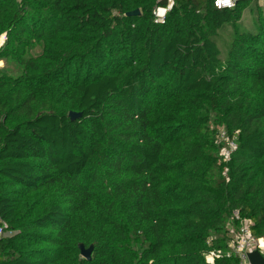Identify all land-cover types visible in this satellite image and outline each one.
Wrapping results in <instances>:
<instances>
[{
  "label": "trees",
  "instance_id": "16d2710c",
  "mask_svg": "<svg viewBox=\"0 0 264 264\" xmlns=\"http://www.w3.org/2000/svg\"><path fill=\"white\" fill-rule=\"evenodd\" d=\"M259 1L0 0V264H238L235 211L264 238Z\"/></svg>",
  "mask_w": 264,
  "mask_h": 264
},
{
  "label": "built area",
  "instance_id": "2783aa9c",
  "mask_svg": "<svg viewBox=\"0 0 264 264\" xmlns=\"http://www.w3.org/2000/svg\"><path fill=\"white\" fill-rule=\"evenodd\" d=\"M235 3L236 0H233L232 6H224L221 9L232 8L235 5ZM168 4H169V0H168ZM214 4L216 6V0H214ZM167 7L168 5L166 7H157L156 9L167 8ZM164 18L165 16L163 18H158L156 16V19L159 21L164 20ZM222 140H224V142L228 144V147L224 150L225 159L227 160L231 154V151H233L237 147L236 137L230 139L227 136L226 132L221 129L218 134V141H222ZM232 219L235 221V223L234 224L232 223L228 226L231 237L228 256H236L238 258V264H251V261L249 259V254L251 252L259 251L262 255H264V252L261 251L259 246L260 240L262 238H257L254 235L252 230L253 221L251 219L242 218L239 215L238 211L234 212ZM10 234H12V232H10L8 223L0 215V239L3 236ZM219 255L220 253L211 252L209 257L214 258Z\"/></svg>",
  "mask_w": 264,
  "mask_h": 264
},
{
  "label": "rangeland",
  "instance_id": "374dc122",
  "mask_svg": "<svg viewBox=\"0 0 264 264\" xmlns=\"http://www.w3.org/2000/svg\"><path fill=\"white\" fill-rule=\"evenodd\" d=\"M258 6H261L263 8V13H264V0H260L258 2V5L255 3L252 4L249 8L245 10L242 19L239 21V25L241 29L252 30L254 28V24L256 22V17H257ZM1 37H3V40L0 43L3 44V42L6 39V36L2 35ZM229 40H230V34L225 32V38L222 41L228 42ZM222 48L224 49V47ZM222 55L224 56L223 53ZM0 67H4L10 71L12 70L13 72L17 71V67L14 65V63L7 62L5 60H0ZM218 142L222 143L224 142V140Z\"/></svg>",
  "mask_w": 264,
  "mask_h": 264
},
{
  "label": "water",
  "instance_id": "95a60500",
  "mask_svg": "<svg viewBox=\"0 0 264 264\" xmlns=\"http://www.w3.org/2000/svg\"><path fill=\"white\" fill-rule=\"evenodd\" d=\"M139 14H140L139 9H136L134 11L127 13V15H139ZM69 116H70L71 120H76L82 116V113L70 111ZM79 248L81 251V256L83 258L91 260V256H92L94 246L91 245L90 247L86 248L83 244H80ZM249 259L251 261V264H264V255H262L259 251L251 252L249 254Z\"/></svg>",
  "mask_w": 264,
  "mask_h": 264
},
{
  "label": "clouds",
  "instance_id": "9594fccd",
  "mask_svg": "<svg viewBox=\"0 0 264 264\" xmlns=\"http://www.w3.org/2000/svg\"><path fill=\"white\" fill-rule=\"evenodd\" d=\"M232 5H233V0H216V6L218 8H222L224 6H232ZM173 6H174V0H169L168 7L156 9L155 15L158 18H163L166 15L167 11H169ZM2 40H3V37H0V42H2ZM259 246H260L261 251L264 252V238L260 240Z\"/></svg>",
  "mask_w": 264,
  "mask_h": 264
}]
</instances>
